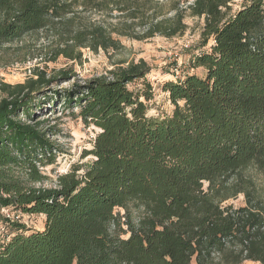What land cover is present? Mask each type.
<instances>
[{
  "label": "trees",
  "instance_id": "1",
  "mask_svg": "<svg viewBox=\"0 0 264 264\" xmlns=\"http://www.w3.org/2000/svg\"><path fill=\"white\" fill-rule=\"evenodd\" d=\"M238 1L0 0V47L47 31L53 59L181 36L188 11L213 40L193 57L204 75L163 84L175 107L163 118L148 115L143 58L69 87L57 86L71 68L1 84L0 264H264V0ZM58 106L96 133L90 159L48 186ZM4 208L44 215V229Z\"/></svg>",
  "mask_w": 264,
  "mask_h": 264
},
{
  "label": "rangeland",
  "instance_id": "2",
  "mask_svg": "<svg viewBox=\"0 0 264 264\" xmlns=\"http://www.w3.org/2000/svg\"><path fill=\"white\" fill-rule=\"evenodd\" d=\"M235 7L238 8L239 4H236ZM113 15L116 17L118 12L116 11ZM86 16L91 17V19L100 17L98 13L94 12H88ZM185 22L188 28L181 36L167 38L157 35L146 40L120 37L124 45L120 51L100 50L93 52L84 49L82 61H73L63 56L53 59L52 47L55 44L52 42L54 40L53 35L47 31L29 33L21 39L0 47V89L2 83L25 82L37 70H44L47 74L52 75L64 68L73 69L77 76L57 87H69L75 81L82 82L112 69L118 62L138 61L143 58L151 66V71L146 79L151 83L154 92L153 99L148 102V115L159 118L166 117L172 114L175 107L169 98V93L163 90V84L169 80H179V77L183 79L190 73L204 75L203 68H193V57L198 51L209 50L213 43V40H209L206 45L204 44L202 36L204 17L192 16L188 11ZM177 68L178 71H176ZM176 75L179 77L177 78ZM141 85L142 81L132 84L131 87L135 88ZM3 96L4 93L0 90V99ZM62 110L63 108L58 106V113L51 116L52 123L55 122L56 117H59L56 121L59 125L58 131L53 136L57 147L54 150L57 155L56 161L41 167L43 173L50 177V180L45 182V185L48 186L53 185L56 177L68 172L75 163L87 162L90 159V157L82 158V155L86 149L92 147V139L96 133L94 127H86L80 119L73 118L69 114H63ZM228 203H233L235 206L243 205L244 197L241 194L238 198L229 200ZM134 218L137 220L138 212L135 213ZM45 219L46 217L42 214L24 213L21 215L20 221L27 226L28 232H32L43 230ZM124 236L128 237V234ZM194 264L196 263L194 262ZM241 264L260 263L246 260Z\"/></svg>",
  "mask_w": 264,
  "mask_h": 264
},
{
  "label": "built area",
  "instance_id": "3",
  "mask_svg": "<svg viewBox=\"0 0 264 264\" xmlns=\"http://www.w3.org/2000/svg\"><path fill=\"white\" fill-rule=\"evenodd\" d=\"M179 69L177 68L176 71H178ZM176 77L178 78L179 76L176 75ZM180 78V77H179ZM3 212L6 214L7 217L13 218V219H19L21 217L22 214H16V213H11L9 210L7 209H3Z\"/></svg>",
  "mask_w": 264,
  "mask_h": 264
}]
</instances>
